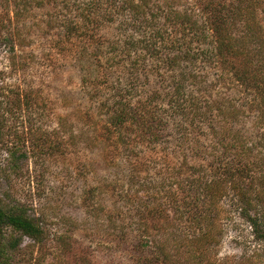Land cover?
I'll list each match as a JSON object with an SVG mask.
<instances>
[{
  "label": "rangeland",
  "instance_id": "374dc122",
  "mask_svg": "<svg viewBox=\"0 0 264 264\" xmlns=\"http://www.w3.org/2000/svg\"><path fill=\"white\" fill-rule=\"evenodd\" d=\"M95 1L0 0V200L6 208H24L48 234L42 244L25 236L18 248L8 251L3 264H139V259L171 264L158 258L157 247L166 242V251L175 254L179 237L174 235H185L190 229L181 218L182 206L175 205L186 200L185 193L178 198L183 201H174L180 176L190 177L192 168L217 162L247 165L251 180L264 172V117L255 108L252 91L232 81L218 60H212L216 65L211 66L210 60L199 59L197 70L206 77L203 88L235 117L213 116L215 133L210 119L195 121L188 127L189 142L182 152L176 141L178 122L171 119L170 131L161 133L155 143L133 131L125 138L127 147L106 153L102 130L108 118L100 107L102 100L123 94L129 83L137 90L133 104L138 106L150 95L144 81H151V89L159 93L165 83L154 69L157 62L149 58L140 57L138 72L129 79L124 54L113 53L114 59L107 60L113 43L131 32L120 29L125 15L96 25L98 53L94 36L64 37L65 20L81 15L85 5L93 8ZM167 1L152 0L165 8ZM257 1L254 12L264 23V0ZM107 4L102 0L98 7ZM195 5L194 0L173 4L179 10L198 12ZM81 51L84 57H79ZM101 52L103 56L93 57ZM138 55L144 56L133 54L131 60ZM110 67L116 73L103 75ZM94 85L101 87L95 90ZM98 93L99 100H93ZM160 94L156 108L167 112V93ZM223 130H231L226 142L234 139V133L251 145L245 160L239 158L238 149L227 154L222 148L213 149ZM197 145L201 154L193 151ZM211 154L221 159L214 161ZM182 160H186L184 167ZM229 194L217 198V229H224L223 236L216 235L221 242L211 249L217 263L264 248V243L254 240L239 210L231 207L238 196ZM237 238L250 242L249 247ZM185 248L188 256L189 247ZM254 259L264 264V258ZM177 260L183 261L181 256H175Z\"/></svg>",
  "mask_w": 264,
  "mask_h": 264
},
{
  "label": "trees",
  "instance_id": "16d2710c",
  "mask_svg": "<svg viewBox=\"0 0 264 264\" xmlns=\"http://www.w3.org/2000/svg\"><path fill=\"white\" fill-rule=\"evenodd\" d=\"M101 1H95L93 8L85 5L81 15L77 14L65 20L67 24L63 26L64 37L71 39L77 33L82 40L89 36L95 38L97 24L111 22L116 15H125V22L119 24L120 29H131V32L124 39L113 43L111 51H108L112 53L111 56H104L108 61L114 59L113 53L127 57L129 64L126 79L138 72V64L142 60L140 57L157 62L154 69L158 68L157 72L163 84L165 83V89L160 93H167L166 97L169 99L168 111L163 112L162 108L158 111L155 104L162 95L156 89H151V81H144L142 85L146 86L150 95L138 106L133 104L136 97L134 92L137 90H133L129 83H125L123 94L117 92L111 99L102 100L100 107L105 109L108 118V125L102 130L106 153L114 154L127 147L125 138L134 135L133 131L155 143L161 133L170 131L171 119L178 122L175 129L180 135L176 141L182 152L189 142L188 127L195 121L210 119L209 123L215 133L213 116L226 120L235 117L225 103H219L209 89L203 88L205 76L201 74V70H197L199 59H203L204 63L210 60L208 64L211 66H214V60H218L223 72L228 73L232 81L252 91L255 108L264 117V23L257 19L254 12V8L257 9V0H194L198 12L174 8L175 0L167 1L168 8L155 5L152 0H104L108 7L100 8L98 4ZM94 41V47H97L94 52L98 53L101 47L99 38L96 37ZM82 52L79 57L85 56ZM139 53L144 56L138 55L131 60V55ZM101 56L102 52L93 55L95 58ZM112 68H106L103 75L108 74L110 77L112 73L115 74L116 71H112ZM120 85H123L122 81ZM100 87L93 86L95 90ZM92 97L93 100H99L100 93L93 94ZM230 131L220 132L222 136L213 149L222 148L223 154L238 149L241 153L239 158L243 161L251 152V145L242 142L238 134L234 133V139L226 142V135ZM2 145L0 142V154ZM193 151L201 154L200 146L197 145ZM212 157L214 161L221 159L220 156ZM186 160L180 162L182 167L186 165ZM236 164L240 162L236 161ZM246 168L249 167L245 164L239 167L233 162L227 165L219 162L213 165L207 163L192 168L190 177L186 175L177 179L176 192L174 191L176 197L173 199L180 203L183 200H178L179 195L185 193L186 200L175 205L182 206V211H179L183 214L181 218L190 224V229L185 235H174L179 237L174 244L177 251L175 254L166 251V242L158 244V258L162 257L171 264H257L255 257L264 258V248L258 247L253 254L233 261L223 259L220 263L213 262L211 255V249L221 242V237L217 238L216 235L224 234L223 228L220 232L217 229V198L225 196L227 192L238 196L237 202L231 207L243 215L256 243H264V172L261 177L251 180L253 174ZM114 188L117 189V186ZM159 210L161 211V207ZM156 215L153 217L160 218ZM25 236L42 244L48 234L37 219L28 216L24 208H6L0 200V264H3L5 257H9L8 251L20 246ZM238 242L247 248L250 245L248 241L238 239ZM63 243L68 242L64 240ZM185 246L189 247L188 256L183 253ZM175 256H181L183 261H175ZM154 262L138 260L139 264Z\"/></svg>",
  "mask_w": 264,
  "mask_h": 264
}]
</instances>
